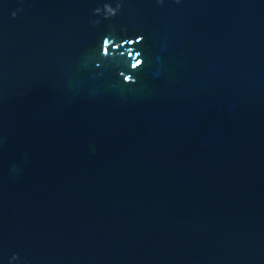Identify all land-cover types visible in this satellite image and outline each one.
Returning <instances> with one entry per match:
<instances>
[{
  "label": "water",
  "instance_id": "water-1",
  "mask_svg": "<svg viewBox=\"0 0 264 264\" xmlns=\"http://www.w3.org/2000/svg\"><path fill=\"white\" fill-rule=\"evenodd\" d=\"M0 264H264V0H0Z\"/></svg>",
  "mask_w": 264,
  "mask_h": 264
},
{
  "label": "clouds",
  "instance_id": "clouds-1",
  "mask_svg": "<svg viewBox=\"0 0 264 264\" xmlns=\"http://www.w3.org/2000/svg\"><path fill=\"white\" fill-rule=\"evenodd\" d=\"M99 12V10H97ZM106 11H107V15L109 17L111 16H115L116 15V11H114L111 7H106ZM16 13H13V17H15ZM105 44H107V40H105ZM129 55H131V53H129ZM142 62L140 60H136L132 65V69H136ZM126 81H131V77H125ZM13 260L18 259V257H13Z\"/></svg>",
  "mask_w": 264,
  "mask_h": 264
}]
</instances>
